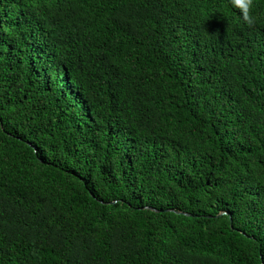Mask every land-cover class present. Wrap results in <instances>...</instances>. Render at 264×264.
Segmentation results:
<instances>
[{
  "label": "trees",
  "instance_id": "trees-1",
  "mask_svg": "<svg viewBox=\"0 0 264 264\" xmlns=\"http://www.w3.org/2000/svg\"><path fill=\"white\" fill-rule=\"evenodd\" d=\"M249 15L0 0V264H264V0Z\"/></svg>",
  "mask_w": 264,
  "mask_h": 264
},
{
  "label": "clouds",
  "instance_id": "clouds-1",
  "mask_svg": "<svg viewBox=\"0 0 264 264\" xmlns=\"http://www.w3.org/2000/svg\"><path fill=\"white\" fill-rule=\"evenodd\" d=\"M252 3L253 0H231L232 6L241 10L243 20L249 25L254 22V17L249 15V10L252 6Z\"/></svg>",
  "mask_w": 264,
  "mask_h": 264
},
{
  "label": "water",
  "instance_id": "water-1",
  "mask_svg": "<svg viewBox=\"0 0 264 264\" xmlns=\"http://www.w3.org/2000/svg\"><path fill=\"white\" fill-rule=\"evenodd\" d=\"M149 210H151V211H153V212H156V213H159V211H157V210H155V209H149ZM184 215H186V216H190V215H188V214H184Z\"/></svg>",
  "mask_w": 264,
  "mask_h": 264
}]
</instances>
